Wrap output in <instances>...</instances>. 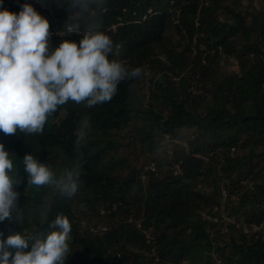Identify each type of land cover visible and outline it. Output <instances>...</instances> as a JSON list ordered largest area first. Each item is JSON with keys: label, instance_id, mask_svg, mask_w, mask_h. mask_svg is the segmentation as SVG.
Returning <instances> with one entry per match:
<instances>
[{"label": "trees", "instance_id": "16d2710c", "mask_svg": "<svg viewBox=\"0 0 264 264\" xmlns=\"http://www.w3.org/2000/svg\"><path fill=\"white\" fill-rule=\"evenodd\" d=\"M25 3L49 19L51 32L59 30L53 48L82 38L83 26L67 31L74 10L67 0H3V8L19 13ZM238 5L105 0L96 11L95 24L114 41L110 58L145 75L121 82L110 102L60 106L67 132L75 135L85 115L90 130L99 131L88 134L80 152L59 157L60 173L79 162L81 183H88L87 169L90 177L85 224L64 214L72 225L65 264H213L211 252L223 264H264V14ZM225 57L235 58L239 70H224ZM45 131L27 136L43 138ZM138 150L134 166L131 153ZM152 157L158 172L144 181ZM23 174H13L20 196L28 192ZM56 211L63 212L58 204L50 214ZM208 213L218 219L208 220ZM24 227L8 221L4 234Z\"/></svg>", "mask_w": 264, "mask_h": 264}, {"label": "clouds", "instance_id": "9594fccd", "mask_svg": "<svg viewBox=\"0 0 264 264\" xmlns=\"http://www.w3.org/2000/svg\"><path fill=\"white\" fill-rule=\"evenodd\" d=\"M67 2L74 9L65 22L67 31L79 33L83 26V36L79 41L64 39L53 48L51 37L59 30L51 32L46 16L30 3H25L19 13L10 11L0 0V264H65L72 225L64 214L73 212V217L85 224L88 217L84 199L90 177L87 169L88 183H81L79 162L60 173L59 157L80 152L88 134L96 136L99 131L90 130V118L85 115L75 133V149V135L62 124L66 106H60L69 101L87 107L110 102L121 82L145 75L142 67H129L110 58L114 41L93 19L105 0ZM43 130V138L27 136L42 134ZM1 132L26 135L7 137ZM100 133L102 136V130ZM140 154L138 150V155H131L134 166L141 161ZM158 162L152 157L144 165V181L157 174ZM178 170L177 166L175 173ZM22 171L28 179V192L20 196L21 191L14 188L20 180L13 174ZM19 196L24 210L17 206ZM54 204L63 212L51 215ZM218 211L215 207L214 212ZM205 217L218 219L212 213ZM8 221L25 224L23 231L29 234L19 231L6 237ZM211 254L213 264H223L217 253Z\"/></svg>", "mask_w": 264, "mask_h": 264}, {"label": "rangeland", "instance_id": "374dc122", "mask_svg": "<svg viewBox=\"0 0 264 264\" xmlns=\"http://www.w3.org/2000/svg\"><path fill=\"white\" fill-rule=\"evenodd\" d=\"M233 6L237 7L236 4H233ZM238 8L241 9V10H245V11H251L253 9L261 10L262 13L264 14V0H240V5H238ZM228 19L231 20L230 18H228ZM183 48L184 47L181 46V47H179V50H181ZM221 65H222L224 70L225 69L229 70V71H238L239 70L238 62L233 57H231V58H228V57L223 58L222 61H221ZM148 76H150V75H148ZM150 83H151L150 78L147 77V79H146V88H148L150 86ZM172 147L171 146L168 147V151H169L170 154L172 152ZM176 149H177V146H176ZM131 151H134V150L131 149ZM231 151H232L233 154L238 152L237 148L235 150L232 149ZM55 154L56 153H53V155H55ZM158 154H159V152H158ZM131 155L134 156V154H132V153H131ZM56 158H57V156H56ZM45 161H48V160H45ZM225 195H226V193H225ZM222 212L225 213V210L223 209Z\"/></svg>", "mask_w": 264, "mask_h": 264}]
</instances>
